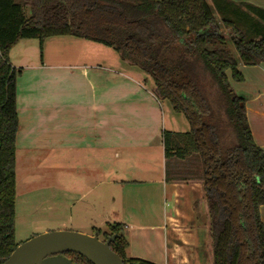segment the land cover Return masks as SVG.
<instances>
[{
  "label": "trees",
  "instance_id": "obj_1",
  "mask_svg": "<svg viewBox=\"0 0 264 264\" xmlns=\"http://www.w3.org/2000/svg\"><path fill=\"white\" fill-rule=\"evenodd\" d=\"M71 35L111 47L150 77L151 92L185 116L189 130H163L164 156L195 155L207 204L212 264H264V150L255 143L245 98L231 79L264 61V7L234 0H0V263L15 242L16 78L9 52L21 39ZM119 223L105 239L123 260ZM98 236L99 229H95ZM75 264H92L65 252Z\"/></svg>",
  "mask_w": 264,
  "mask_h": 264
},
{
  "label": "crops",
  "instance_id": "obj_2",
  "mask_svg": "<svg viewBox=\"0 0 264 264\" xmlns=\"http://www.w3.org/2000/svg\"><path fill=\"white\" fill-rule=\"evenodd\" d=\"M234 1L264 7V0ZM19 41L9 52L11 65L20 71L16 194L17 168L39 157L46 164L58 162L67 216L71 204L87 206L79 231L92 235L95 229L107 231L109 224L119 223L128 243L127 258L154 264H212L199 162L191 155L195 168H167L171 158H165L162 142V132L168 130L164 100L154 96L144 74L112 55L109 61L114 65H102L99 54L43 52L39 60L25 52L15 55ZM239 70L241 81L231 79L229 70L227 75L231 85L246 92L251 133L264 150V61ZM151 151L161 154V168L138 162ZM259 211L264 223V205Z\"/></svg>",
  "mask_w": 264,
  "mask_h": 264
},
{
  "label": "rangeland",
  "instance_id": "obj_3",
  "mask_svg": "<svg viewBox=\"0 0 264 264\" xmlns=\"http://www.w3.org/2000/svg\"><path fill=\"white\" fill-rule=\"evenodd\" d=\"M43 42L45 44L44 49L39 47V40L36 38L22 39L13 49V53L20 55V52H25L36 60L40 59V55L43 52L47 55L55 54L62 56L78 53L86 56H98L99 54L102 56V65H114L113 61H109V56L111 55L121 60L111 47L71 35L51 36L44 39ZM143 76L147 78L148 83H152L150 77L145 74ZM232 87L241 96L244 97L246 95V92L241 90L240 87L233 85ZM163 105L165 109V123L168 130L188 131L189 124L183 113H174L169 102L166 100L163 101ZM176 159L171 158L170 160L169 158L170 161L167 163V168H195L196 166V161L192 157H186L183 161ZM41 160L42 158L39 157L35 162L34 160L33 162L26 161L27 163L23 164L22 168L16 169L17 194L15 201L14 235L17 244L48 231L71 230L81 232L78 229H81L86 222V212L88 210L84 203L71 204L69 216L65 212L64 199L62 198L64 190L62 189L63 172L60 163L46 164V160ZM137 160L151 168H161L163 163L161 154L153 151H151L149 158L139 157ZM19 164L21 165L20 162ZM105 232L108 233L110 231L100 229L98 236L100 240H105Z\"/></svg>",
  "mask_w": 264,
  "mask_h": 264
},
{
  "label": "water",
  "instance_id": "obj_4",
  "mask_svg": "<svg viewBox=\"0 0 264 264\" xmlns=\"http://www.w3.org/2000/svg\"><path fill=\"white\" fill-rule=\"evenodd\" d=\"M114 239L115 234L100 240L97 232L48 231L18 244L0 264H75L63 256L65 252L79 254L92 264H124L109 246Z\"/></svg>",
  "mask_w": 264,
  "mask_h": 264
},
{
  "label": "built area",
  "instance_id": "obj_5",
  "mask_svg": "<svg viewBox=\"0 0 264 264\" xmlns=\"http://www.w3.org/2000/svg\"><path fill=\"white\" fill-rule=\"evenodd\" d=\"M127 264H136V263L129 262V263H127Z\"/></svg>",
  "mask_w": 264,
  "mask_h": 264
}]
</instances>
